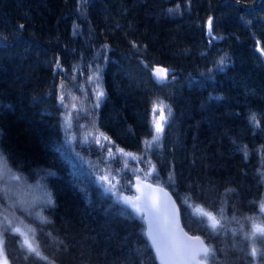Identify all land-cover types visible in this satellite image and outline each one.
I'll return each mask as SVG.
<instances>
[{"label": "trees", "instance_id": "1", "mask_svg": "<svg viewBox=\"0 0 264 264\" xmlns=\"http://www.w3.org/2000/svg\"><path fill=\"white\" fill-rule=\"evenodd\" d=\"M0 45V152L22 176L0 183V219L34 229L44 256L54 264H158L145 223L116 202L140 176L174 194L185 227L204 236L220 264H264L249 255L264 250L260 237L244 238L264 222V0H0ZM141 61L174 67L178 77L161 86ZM97 66L105 92L98 108L87 80ZM158 100L171 107L170 126L145 153ZM69 112L78 140L103 133L113 152L138 159L106 160L92 143L69 148ZM109 167L121 170L116 195L96 183ZM20 184L40 194L28 207L12 199ZM195 206L218 218L223 207L226 230L209 235L189 218ZM5 239L9 264H48L22 249L19 236Z\"/></svg>", "mask_w": 264, "mask_h": 264}, {"label": "snow or ice", "instance_id": "2", "mask_svg": "<svg viewBox=\"0 0 264 264\" xmlns=\"http://www.w3.org/2000/svg\"><path fill=\"white\" fill-rule=\"evenodd\" d=\"M170 9L169 11L178 10ZM24 25H19V28H23ZM208 33L211 36L212 34V18L208 20ZM215 39V37H213ZM3 46V45H0ZM132 46L134 48L138 47L135 42ZM104 49H107L109 46H102ZM264 51V50H262ZM99 56L100 53H97ZM106 59V57H105ZM224 58H221L218 62V66L224 65ZM145 70H148L152 73L153 79L157 84L164 86L168 80L171 72V80H175L176 76L174 70L164 69V68H151V66L141 61ZM56 67L60 68L61 65L57 61ZM101 69L97 66L92 75L87 77L88 83L92 84L95 82L94 95H95V107H99V104L105 98V92L101 87ZM211 71V70H209ZM75 79V77H72ZM61 88H64V84L60 85ZM65 95L61 92L59 96L60 104L67 108V105L64 103ZM72 108L76 110V115H79L81 109H78L75 104L72 105ZM167 110V114H165ZM152 119L150 122L151 138L144 141L145 153L151 152L153 149L160 147V142L163 138L165 126H170L169 118L172 115V110L170 105L164 103L163 100H158L153 103L152 109ZM72 113L69 112L64 120V127L66 130H70L73 127L72 122ZM250 121L254 125H259V121L256 119L255 114L253 113L250 116ZM77 127H80L77 124ZM76 141L80 144L92 143L99 146V149L104 152H107L106 160L117 161L118 154L123 156L130 157L135 160L138 159L132 153H126L123 149L117 147V151L113 152L111 146L114 142L105 136L103 133L94 134L89 131L84 134L83 138L78 140L77 136L71 135L69 139H66L65 144L71 148L72 142ZM77 158L79 154H75ZM247 155V153H245ZM139 159H143L140 157ZM145 163H150V161H145ZM124 169H128V164L124 162ZM94 167V171H95ZM135 173L136 169H131ZM142 171V170H141ZM157 169L153 164L150 167L147 176H152L156 174ZM49 175L53 173L49 172ZM121 174V170L117 169L113 171L110 167L104 170L103 174L96 176V183L105 189L106 192L116 195L120 191V179H117ZM264 177V173L261 174ZM7 176L8 180L11 181H20L22 176L19 174H13L12 169L8 165V159L4 156L3 152H0V183L5 181ZM147 176L145 178H147ZM157 180L159 177H156ZM139 176L137 180L139 181ZM168 180L170 183H174V175H169ZM130 183V181H129ZM137 190L141 192L140 196L128 197V196H119L117 195V203L123 205L121 208V214L127 216L130 219L139 218L146 224V228L142 230V234L147 238L150 248L155 253V258L160 261V264H208V261L211 260L212 264H220L216 257V250L210 246L205 245L204 241L201 240L199 236L190 237L187 233L183 232V229L179 227V209L175 207L174 202L170 200L168 194L163 192V189L159 185L153 186L151 184L136 185ZM3 189H0L2 192ZM227 191H234L228 189ZM158 193H163L164 199H161V196ZM47 197L46 202L51 203L50 195L45 193ZM211 207V205H209ZM260 211L264 213V203L260 205ZM190 219L194 223L203 225L206 229L209 230V235L220 234L226 230V224L223 221H226L224 215L223 207L219 210V218L217 214H214L212 211H207L201 206H195V210L191 213ZM43 222H46V218H41ZM233 220L236 219L235 216L232 217ZM251 219V218H249ZM236 235V231L233 230V236ZM7 236H19L21 239L18 241L22 249H25L29 255H35L41 260L47 261L48 264H54L53 261L49 260L47 256H44L40 251L39 243L36 241L35 230L30 229L28 232L22 230L21 227L16 226L13 222V219H9L7 216L0 219V264H9L7 255L5 253L6 248V239ZM259 236L262 243H264V226L253 225V230L251 234L245 233V240L255 241V238ZM62 243V242H61ZM258 254L262 255L264 258V250L258 253L257 248L252 247L249 255L255 258ZM27 259V256L25 257ZM151 259V258H149ZM141 264H146L145 261H141Z\"/></svg>", "mask_w": 264, "mask_h": 264}, {"label": "water", "instance_id": "3", "mask_svg": "<svg viewBox=\"0 0 264 264\" xmlns=\"http://www.w3.org/2000/svg\"><path fill=\"white\" fill-rule=\"evenodd\" d=\"M257 49H258L260 52L263 53L262 48H261L260 46H258ZM144 62H145V61H144ZM157 67H159V68H164V69H169V70H174V74H175L176 71H177L176 68H174V67H168V66H164V65H161V64H156V65H154V66H153V69H154V68H157ZM151 76H152V73H151ZM175 76H176V78L178 77L177 74H175ZM152 78H153V76H152ZM169 79H171V72H170V75H169ZM139 178H140V179H139V181H138V180H137V176L134 177V185H133V188H132V192H131V193H126V192H125V193L122 194V196H128V197H136V196H140V195H141V192L137 190V187H136L137 184H140L141 187H143V185H147V184H151V185H153V186L159 185V187H160L161 189H163V192H166V193L168 194V197H170V200H171L172 202H174L175 207H176L177 209H179V227L183 229V232L187 233L188 236H190V237H197V236H199V237L201 238V240L204 241L205 245L210 246V245L207 243V241L205 240L204 236H202L201 234H198V233H197V234L192 233V232H190V231L187 230V228L185 227V225H184V223H183L181 207H180V205H179V203H178L176 197L174 196V194H173V193H172L167 187H165L164 185H161V184L154 183V182H152V181H150V180H148V179L141 178L140 176H139ZM158 195L161 196V199H162V200L164 199V197H163V193H158ZM145 228H146V224H145ZM153 252H154V251H153ZM154 254H155V253H154ZM156 261L158 262V264H160V261H159L158 259H156ZM208 264H210V263L208 262Z\"/></svg>", "mask_w": 264, "mask_h": 264}, {"label": "rangeland", "instance_id": "4", "mask_svg": "<svg viewBox=\"0 0 264 264\" xmlns=\"http://www.w3.org/2000/svg\"><path fill=\"white\" fill-rule=\"evenodd\" d=\"M165 114H166V110H165ZM73 128H74V126L70 130H67V133L70 136L71 135L77 136V133H76V131H73ZM14 189H15L14 196L12 198L13 201L16 203L17 199L25 200V201H27L26 202L27 207L30 203L37 201L38 198L40 197V194L37 193V191L34 189V186H24V185L20 184V186L14 188ZM15 225L21 227L22 230L25 232H28L30 230V229L26 228V226L23 223L19 222V220H17V223ZM257 225L264 226V222L259 221L257 223Z\"/></svg>", "mask_w": 264, "mask_h": 264}]
</instances>
